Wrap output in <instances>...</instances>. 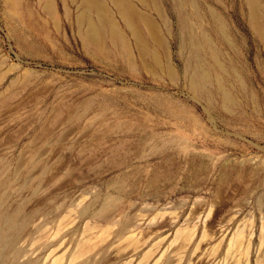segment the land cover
Instances as JSON below:
<instances>
[{"label":"rangeland","instance_id":"374dc122","mask_svg":"<svg viewBox=\"0 0 264 264\" xmlns=\"http://www.w3.org/2000/svg\"><path fill=\"white\" fill-rule=\"evenodd\" d=\"M131 1L148 46L110 0L122 42L77 1L0 0V264H264L248 0Z\"/></svg>","mask_w":264,"mask_h":264},{"label":"bare ground","instance_id":"6f19581e","mask_svg":"<svg viewBox=\"0 0 264 264\" xmlns=\"http://www.w3.org/2000/svg\"><path fill=\"white\" fill-rule=\"evenodd\" d=\"M74 1L78 2L79 13L77 15V20L80 27V31H82V33H85V36L88 39L95 42L102 37L101 35L103 33H112L111 35L115 39L120 40L121 42L124 41L123 36L120 34L123 33V31L112 15L110 7L108 6V0H74ZM110 1L113 4H115V6L118 8L116 9L119 11L117 13H120V15L122 16L121 18H123V20L125 21L124 23H126V25L131 29V31L136 34L139 41L148 46L147 43L148 40L144 34L145 33L144 26L147 29L148 33H158L159 29L156 23L154 22V20L148 14L139 11L131 0H110ZM139 1H141L144 5H146V3L148 2V0H139ZM154 1L155 3H157L156 0ZM46 5L50 11L54 10V0H46ZM248 6L250 10L249 15H250L251 24L254 30L256 31V33L263 39L264 42V14H263L262 4L260 0H248ZM65 7H67V5ZM209 76L210 73L208 71L204 70L201 72V78L206 79L209 78ZM233 99L232 101H234ZM193 234H190L189 237L191 238ZM206 235L207 233L205 231L204 236ZM242 237H243V231L239 230L235 234V237L232 238L229 251H231L232 246H234V243L240 244L243 242ZM237 262L239 263V261ZM246 264H251L249 256H247L246 258Z\"/></svg>","mask_w":264,"mask_h":264}]
</instances>
